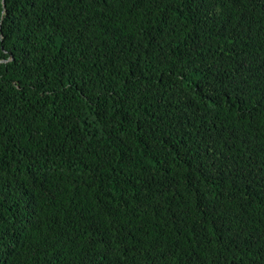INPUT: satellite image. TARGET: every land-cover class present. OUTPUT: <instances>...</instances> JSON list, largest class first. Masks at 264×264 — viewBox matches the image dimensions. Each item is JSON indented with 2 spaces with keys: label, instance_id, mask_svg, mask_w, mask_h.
<instances>
[{
  "label": "trees",
  "instance_id": "trees-1",
  "mask_svg": "<svg viewBox=\"0 0 264 264\" xmlns=\"http://www.w3.org/2000/svg\"><path fill=\"white\" fill-rule=\"evenodd\" d=\"M0 264H264V0H0Z\"/></svg>",
  "mask_w": 264,
  "mask_h": 264
}]
</instances>
